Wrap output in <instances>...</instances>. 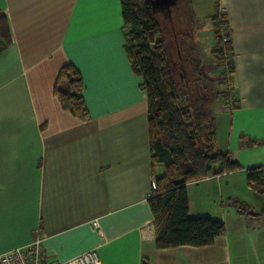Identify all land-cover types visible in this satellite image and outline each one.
Returning <instances> with one entry per match:
<instances>
[{
  "label": "crops",
  "instance_id": "obj_1",
  "mask_svg": "<svg viewBox=\"0 0 264 264\" xmlns=\"http://www.w3.org/2000/svg\"><path fill=\"white\" fill-rule=\"evenodd\" d=\"M205 1L196 2L192 33L212 92L223 89L210 52L215 12L227 19L233 64L234 107L214 98L215 144L242 169L186 183L188 214L222 221L221 234L159 248L147 203L146 92L125 51L120 0H0L10 37L0 49V253L38 229L57 259L94 248L99 264H264V223L232 204L264 208L244 171L264 166V0ZM66 62L81 75L86 120L53 92Z\"/></svg>",
  "mask_w": 264,
  "mask_h": 264
},
{
  "label": "trees",
  "instance_id": "obj_2",
  "mask_svg": "<svg viewBox=\"0 0 264 264\" xmlns=\"http://www.w3.org/2000/svg\"><path fill=\"white\" fill-rule=\"evenodd\" d=\"M120 3L125 51L133 71L142 77L141 85L146 92L150 167L155 182L147 203L155 245L163 248L209 244L222 233L223 222L188 214L186 183L242 169L228 151L215 144L211 103L217 95L227 93L224 88L212 92L207 84L190 16L178 21L172 13L150 15L142 0H120ZM210 18L215 39L210 52L220 63L226 49L232 54L230 40L222 41V31L225 30V35L230 31L223 13L215 12ZM9 42V28L0 11V49ZM232 65L229 64L230 73ZM217 83L224 87L223 79ZM82 91L77 67L71 62L62 64L55 76L53 92L63 108L86 120L88 112ZM157 163L162 165L160 173L155 170ZM244 171L247 185L264 194V166H249ZM232 204L249 221L260 219L264 223V208L255 211L238 198Z\"/></svg>",
  "mask_w": 264,
  "mask_h": 264
},
{
  "label": "built area",
  "instance_id": "obj_3",
  "mask_svg": "<svg viewBox=\"0 0 264 264\" xmlns=\"http://www.w3.org/2000/svg\"><path fill=\"white\" fill-rule=\"evenodd\" d=\"M227 40L228 38H226V36H223L222 34L223 43ZM231 62H232V55L229 58V55H227V53L224 52L223 58L220 62L221 74L224 82L225 80L227 82V80L229 79L228 66ZM229 80L231 82V79ZM231 86L232 85H230L229 91L225 97L226 99L224 103V108L226 110L232 109L235 105V100L231 92ZM154 185L155 182L152 179L151 187H153ZM93 224L96 228H98L99 232H101L97 220H94ZM99 263H100V258L97 254V251L94 248L86 249L66 259H57L51 257L46 252L45 246L43 244V238L40 232L38 231V229L35 231V235L28 243L13 247L11 249H8L0 253V264H99Z\"/></svg>",
  "mask_w": 264,
  "mask_h": 264
},
{
  "label": "rangeland",
  "instance_id": "obj_4",
  "mask_svg": "<svg viewBox=\"0 0 264 264\" xmlns=\"http://www.w3.org/2000/svg\"><path fill=\"white\" fill-rule=\"evenodd\" d=\"M199 0H178L175 4H173L172 6H171V8H170V11H169V13L171 14L172 13V16L174 17V18H176L178 21L180 20V19H186V17H191L192 18V20H193V16H194V18L196 17L195 16V12H197L196 11V9H195V6L196 7H198V4H196V2H198ZM202 1V0H201ZM203 1H205V0H203ZM207 1V0H206ZM205 1V5H207L206 2ZM209 5H210V3H209ZM201 7H202V5H201ZM206 7V6H205ZM198 12H201V10H200V8H199V10H198ZM154 14H156V13H154ZM164 14H166V13H164ZM169 14V15H170ZM203 20V19H202ZM177 21V22H178ZM203 21H205V20H203ZM219 22H220V20H219ZM193 23H194V21H193ZM192 23V24H193ZM195 25V23L192 25V28H194L195 29V27L196 26H194ZM192 28H191V31H193L192 30ZM225 28V27H224ZM225 31V30H224ZM224 31H222V34H223V36H226V38H228L229 40H230V33H228V34H226L225 35V33L226 32H224ZM193 33H195V32H193ZM196 34V33H195ZM194 37V36H193ZM202 42H204V40H203V38H202ZM226 42V41H225ZM224 42V43H225ZM205 44V43H204ZM203 44V46H202V48L205 50V52H207L206 50H207V46H205ZM197 52H198V50H197ZM225 53H227V55H229V58L231 57V55L232 54H229V52L227 51V49H226V51H224ZM195 53H196V51H195ZM200 56V55H199ZM232 63V62H231ZM228 69H229V66H228ZM228 78L229 79H231V73H230V70H229V72H228ZM206 79L208 80V82H207V84L210 86V88H212L213 89V83H211V79L209 78V76H206ZM227 80V82H226V80H225V82L226 83H224V89H225V91H226V93H228V91H229V88H230V85H231V82H230V80ZM229 82H230V84H229ZM216 86V85H215ZM218 104V102H216L215 100L212 102V109H215V106Z\"/></svg>",
  "mask_w": 264,
  "mask_h": 264
},
{
  "label": "water",
  "instance_id": "obj_5",
  "mask_svg": "<svg viewBox=\"0 0 264 264\" xmlns=\"http://www.w3.org/2000/svg\"><path fill=\"white\" fill-rule=\"evenodd\" d=\"M146 3H150V7L146 5ZM176 3V0H142L143 8L151 15L154 13H166L168 14L170 11V7ZM151 7L155 10L151 11Z\"/></svg>",
  "mask_w": 264,
  "mask_h": 264
},
{
  "label": "flooded vegetation",
  "instance_id": "obj_6",
  "mask_svg": "<svg viewBox=\"0 0 264 264\" xmlns=\"http://www.w3.org/2000/svg\"><path fill=\"white\" fill-rule=\"evenodd\" d=\"M146 5L148 6V7H150L149 5H150V3H146ZM155 8L153 9L152 7H151V11H154L155 12ZM159 13V12H158ZM163 14V13H162Z\"/></svg>",
  "mask_w": 264,
  "mask_h": 264
}]
</instances>
